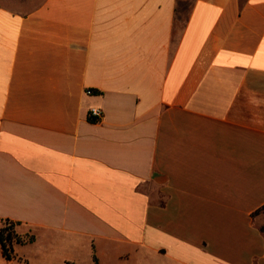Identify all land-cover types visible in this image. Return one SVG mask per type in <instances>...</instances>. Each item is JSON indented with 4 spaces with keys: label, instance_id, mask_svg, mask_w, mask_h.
Listing matches in <instances>:
<instances>
[{
    "label": "crops",
    "instance_id": "0c3cea01",
    "mask_svg": "<svg viewBox=\"0 0 264 264\" xmlns=\"http://www.w3.org/2000/svg\"><path fill=\"white\" fill-rule=\"evenodd\" d=\"M262 208L264 0H0V264H264Z\"/></svg>",
    "mask_w": 264,
    "mask_h": 264
},
{
    "label": "trees",
    "instance_id": "16d2710c",
    "mask_svg": "<svg viewBox=\"0 0 264 264\" xmlns=\"http://www.w3.org/2000/svg\"><path fill=\"white\" fill-rule=\"evenodd\" d=\"M90 121L96 122L92 118ZM261 210H264V208L256 211L255 214H258ZM5 223H7V222H5ZM11 225L13 226V224H11ZM10 229L11 228H9V227L0 228V248H1V252H2L3 257L8 261H10L14 258L13 250H12V240H11ZM5 232H7V234ZM28 241L32 242V238H30ZM16 243L21 244L22 241L17 240ZM93 260H94V264H97L95 257Z\"/></svg>",
    "mask_w": 264,
    "mask_h": 264
},
{
    "label": "rangeland",
    "instance_id": "374dc122",
    "mask_svg": "<svg viewBox=\"0 0 264 264\" xmlns=\"http://www.w3.org/2000/svg\"><path fill=\"white\" fill-rule=\"evenodd\" d=\"M29 1H30V3L38 4L41 0H29ZM190 2H191V0H181V3H182L183 5H189ZM254 219H255L254 221H255L256 223H258V221H259V216H258V214H256V215L254 216ZM4 227H9V228H11V229H10V233H11L12 247L15 246V245H18V243H16V241H17V240H20V239H22V238L17 236V234H16V232H15V230H14V225L12 226L11 224H9V223H5V222L0 223V228H4ZM5 233L7 234V232H5ZM24 240H29V238L27 239V237H26V238H24ZM28 242H29V241H28Z\"/></svg>",
    "mask_w": 264,
    "mask_h": 264
},
{
    "label": "built area",
    "instance_id": "2783aa9c",
    "mask_svg": "<svg viewBox=\"0 0 264 264\" xmlns=\"http://www.w3.org/2000/svg\"><path fill=\"white\" fill-rule=\"evenodd\" d=\"M86 95H92V91L87 90ZM90 117L94 119L95 121H98L102 117V112L100 109L92 108L89 113Z\"/></svg>",
    "mask_w": 264,
    "mask_h": 264
}]
</instances>
